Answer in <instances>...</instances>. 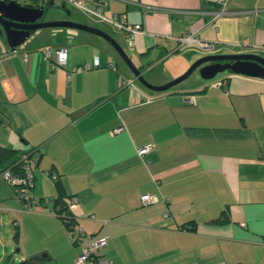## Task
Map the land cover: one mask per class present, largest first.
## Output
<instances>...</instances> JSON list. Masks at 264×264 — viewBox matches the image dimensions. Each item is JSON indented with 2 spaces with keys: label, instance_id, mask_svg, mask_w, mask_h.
I'll list each match as a JSON object with an SVG mask.
<instances>
[{
  "label": "crops",
  "instance_id": "obj_1",
  "mask_svg": "<svg viewBox=\"0 0 264 264\" xmlns=\"http://www.w3.org/2000/svg\"><path fill=\"white\" fill-rule=\"evenodd\" d=\"M97 1L106 15L140 25L133 37L100 31L141 73L161 67L153 85L206 55L264 56V0H232L217 18L218 7L199 0ZM191 34L212 50L166 39ZM243 41L248 47L241 49ZM57 49L66 62L50 70ZM7 51L0 46V54ZM116 56L103 39L63 28L33 31L0 56V147L39 160L31 169L32 198H54L50 170L76 200V227L106 239L100 255L111 264H264V79L227 73L218 84L153 94L135 87ZM93 57L97 68L76 71ZM145 146L152 150L138 157ZM13 194L1 181L0 212L19 221L14 234L25 218L39 219L55 246L52 256L25 248L19 263L73 264L80 247L63 223L23 212ZM141 196L156 202L141 205ZM43 208L53 210L51 203Z\"/></svg>",
  "mask_w": 264,
  "mask_h": 264
},
{
  "label": "water",
  "instance_id": "obj_2",
  "mask_svg": "<svg viewBox=\"0 0 264 264\" xmlns=\"http://www.w3.org/2000/svg\"><path fill=\"white\" fill-rule=\"evenodd\" d=\"M48 10H58L69 15L63 2L55 4L49 0L44 8H30L19 5L15 1H0V37L3 38L8 51L11 54L16 51L30 35L31 32L40 29H72L75 31L91 34L103 39L117 54L119 59L127 67L132 76L140 86L154 93H161L185 80L194 70L203 80H210L216 74L227 72L255 79H264V59L252 54H230V55H206L192 63L188 69L176 79L162 86H151L142 77V73L134 67L130 59L125 55L121 47L108 35L98 29L85 26L72 21H45L35 23L43 19ZM30 24V26H26Z\"/></svg>",
  "mask_w": 264,
  "mask_h": 264
},
{
  "label": "built area",
  "instance_id": "obj_3",
  "mask_svg": "<svg viewBox=\"0 0 264 264\" xmlns=\"http://www.w3.org/2000/svg\"><path fill=\"white\" fill-rule=\"evenodd\" d=\"M67 2L71 7L78 10L82 14L90 17L94 21L98 23H102L112 27L114 30L124 33L129 37H133L136 34L141 32L140 25L137 24H129L124 21L122 16L118 15H106L105 14V4L101 1L91 0L93 3V7H89L86 3V0H62ZM205 1L211 4H214L218 7L217 12L213 14L214 18L220 17L222 15L227 14V8L232 0H199ZM166 39L174 40L179 47H195L200 50H212L213 44L202 42L198 39V37L194 34L186 35L178 38H172L170 36H166ZM237 46L241 49L248 47V43L243 41L238 43ZM45 57H49V50L44 51ZM5 55L0 54V56ZM54 59L50 61L49 68L53 70L55 68H62L66 62V53L64 49H57L54 51ZM99 66L98 59L93 57L91 65L88 64L83 65L76 69V71L86 70L90 67L97 68ZM131 85V83H127ZM185 103L192 104V100H186ZM123 129L118 127L112 133H119ZM152 150L151 146H145L136 151L138 157H142L143 155L149 153ZM33 162L27 160L24 164H22L21 169L23 170L22 176H16L12 174L9 170H5L0 174V178L13 189L14 195L19 201V205L22 210L29 211L38 207H46L48 200H34L32 195L30 194V189L32 188V173L31 166ZM156 199L141 196L140 203L141 205H149L155 203ZM76 203L74 197L69 200V209L73 208ZM51 214L55 216V212L52 211ZM91 218V217H89ZM16 226V224L14 225ZM71 229V228H70ZM69 241L72 245L80 247L79 253L74 259L73 264H111L109 261L105 260L100 255V250L105 247L106 239L105 238H95L90 235H85L80 227H76L74 231L68 235Z\"/></svg>",
  "mask_w": 264,
  "mask_h": 264
},
{
  "label": "rangeland",
  "instance_id": "obj_4",
  "mask_svg": "<svg viewBox=\"0 0 264 264\" xmlns=\"http://www.w3.org/2000/svg\"><path fill=\"white\" fill-rule=\"evenodd\" d=\"M44 1H47V0H44ZM53 1L55 2V4H59L62 2V0H53ZM19 3H21L22 6L24 4L23 1L21 2L19 1ZM64 4H65L66 10L69 12V15H66L64 12H60L58 10H49L48 13L44 17V21H47V22L49 21H72V22L84 23L86 25H92V26L97 27L98 30H102V31L110 30V26L102 24V23H98V22L95 23L92 21L90 17H87L86 15L82 14L78 10L74 9L67 2H65ZM54 19H59V20H54ZM49 30L50 29H46V31H49ZM77 33H83V32L77 31ZM0 46L7 48L2 37H0ZM116 58L121 63V65L124 66L122 61L119 59V57L116 56ZM160 70H161V67L159 65H155V66L151 65L149 66V68L143 69L142 77L151 86H162V85L169 83L170 81L162 85H153L151 81V77L157 74H160ZM223 75H228V74L227 72H223V73L216 74L214 78L210 80H203L200 78L198 71L194 70L185 80L173 86L168 91H172V90L181 88L183 86L185 87L192 83H200L202 85H205V84L211 85V84H216V83L218 84L217 82L218 79ZM124 82L125 81L122 79V83ZM135 83H136L135 87H137L138 89H141L142 91H145L147 93L154 94V92H150L146 90L145 88L140 86L137 82ZM1 181L2 179L0 178V182ZM36 198H33V199L36 201L37 200ZM14 199L19 204V201L16 199L15 195H14ZM18 209L22 210L20 208V205L18 206ZM22 211L24 212V210ZM33 212L44 213L46 215L52 216L51 214L52 210L49 208L44 209L43 207L34 208L32 210L26 211L25 213L32 214ZM17 222L19 221L16 218H14L13 221H11L10 218L7 217L6 214H3L0 212V264H19L20 262L19 258H20L22 251H24L25 248H29L30 246H32L36 250H46L47 254H50L52 256L53 249L55 248V246H52V231H50L47 226L43 225V222L41 220L25 218V225L23 223L24 227L21 225V231H19V234H18L19 236L16 239H14L13 238L14 232H16L14 225L17 224Z\"/></svg>",
  "mask_w": 264,
  "mask_h": 264
},
{
  "label": "trees",
  "instance_id": "obj_5",
  "mask_svg": "<svg viewBox=\"0 0 264 264\" xmlns=\"http://www.w3.org/2000/svg\"><path fill=\"white\" fill-rule=\"evenodd\" d=\"M4 1L8 2L10 0H4ZM12 1H15L20 5L21 3H19V1L20 2L23 1L24 2L23 6L31 7V8L33 7L39 8L42 7V3L44 0H12ZM44 5L45 4L43 3V6ZM27 160L33 162L32 164L33 167L37 166L39 161L38 159H33L28 153L22 154V153H18V151L16 150L0 147V174L5 170H9L12 174L16 176H22L23 170L21 169V166ZM46 176L51 179L55 190L54 198L50 199L48 203L50 202L52 204V209H53L52 211L55 212V217H57L63 223L69 235L74 231L77 224L74 217L71 216V211L69 209V200L72 197H66L63 188L60 182L58 181V177H54L53 173L50 170L46 173ZM215 222H217V220ZM13 238L14 239L17 238L16 233L14 234ZM19 264H31V262L23 261Z\"/></svg>",
  "mask_w": 264,
  "mask_h": 264
},
{
  "label": "flooded vegetation",
  "instance_id": "obj_6",
  "mask_svg": "<svg viewBox=\"0 0 264 264\" xmlns=\"http://www.w3.org/2000/svg\"><path fill=\"white\" fill-rule=\"evenodd\" d=\"M0 1H4V0H0ZM5 2H7V1H5ZM43 3L45 4L44 6H43ZM43 3H42V7H40V8H44L45 6H46V3H47V1H43ZM20 5V4H19ZM33 8H36V7H33ZM49 11V10H48ZM48 13V12H47ZM39 22H45L44 21V18L43 19H40V20H36V22L35 23H39ZM26 26H30V24H26Z\"/></svg>",
  "mask_w": 264,
  "mask_h": 264
},
{
  "label": "bare ground",
  "instance_id": "obj_7",
  "mask_svg": "<svg viewBox=\"0 0 264 264\" xmlns=\"http://www.w3.org/2000/svg\"><path fill=\"white\" fill-rule=\"evenodd\" d=\"M49 0H47V2H48ZM63 3H65L64 1H62ZM47 4V3H46ZM38 8V7H37ZM40 8V7H39ZM5 55H6V53H5ZM31 169H32V167H31ZM32 171V170H31ZM32 173V172H31ZM33 177V176H32ZM32 182H33V179H32Z\"/></svg>",
  "mask_w": 264,
  "mask_h": 264
}]
</instances>
